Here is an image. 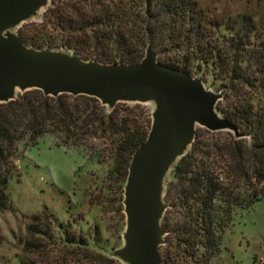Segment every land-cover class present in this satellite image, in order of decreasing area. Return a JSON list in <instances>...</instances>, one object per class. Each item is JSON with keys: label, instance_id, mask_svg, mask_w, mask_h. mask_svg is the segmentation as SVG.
Returning a JSON list of instances; mask_svg holds the SVG:
<instances>
[{"label": "trees", "instance_id": "1", "mask_svg": "<svg viewBox=\"0 0 264 264\" xmlns=\"http://www.w3.org/2000/svg\"><path fill=\"white\" fill-rule=\"evenodd\" d=\"M43 22L62 34L60 48L85 61L135 64L149 48L160 64L192 77L206 70L225 82L216 111L237 127L241 138L197 129L193 143L172 166L163 197L165 213L181 212L183 221L172 232L183 253L196 263L198 250L201 258L213 254L220 206L250 207L264 200V42L252 40L250 22L244 19L237 31L226 26L233 35L217 37L223 25L207 21L196 0H50ZM16 34L26 46L43 48L34 28ZM200 79L205 82V76ZM151 121L139 104L120 103L108 110L92 97L51 98L38 90L0 104V211L10 206L6 186L17 175L19 145L36 146L44 136L64 148L88 151L91 143L100 142L113 165L107 178L121 184L123 194L132 155L145 141ZM40 220L32 217L27 235L51 238ZM160 225L169 233L164 216ZM62 231L65 246L86 250L83 239Z\"/></svg>", "mask_w": 264, "mask_h": 264}, {"label": "rangeland", "instance_id": "2", "mask_svg": "<svg viewBox=\"0 0 264 264\" xmlns=\"http://www.w3.org/2000/svg\"><path fill=\"white\" fill-rule=\"evenodd\" d=\"M196 2L207 21L223 25L215 31L217 37L233 35L226 26L237 31L246 19L253 28L252 40L264 42V0ZM49 6L50 0L46 7L11 32L16 34L17 29L34 28L42 50L72 55L60 48L62 34L43 22ZM50 45L55 49L48 48ZM202 76H205L206 90L224 96L225 82L214 79L206 70L194 78ZM254 103L259 101L255 99ZM139 105L150 115L155 110L154 103ZM88 147L89 151L64 148L52 136L40 138L36 146L19 145L14 161L17 175L6 186L10 206L0 211V264H108L105 259L112 260L113 264H126L113 256L124 246L126 222L121 210L122 185L107 178L113 165L106 159L100 142L95 141ZM171 169L163 180V197L167 184L172 181ZM217 215V246L213 254L204 258H201L203 251L198 250L196 255L200 259L196 263L174 240L172 231L183 221L180 210L164 212L170 226L159 248L161 264H264V200L250 207L225 209L221 205ZM36 216L40 217L39 225L48 229L51 238L27 235V227L33 224L32 217ZM63 228L72 237L83 239L86 250L65 246Z\"/></svg>", "mask_w": 264, "mask_h": 264}, {"label": "water", "instance_id": "3", "mask_svg": "<svg viewBox=\"0 0 264 264\" xmlns=\"http://www.w3.org/2000/svg\"><path fill=\"white\" fill-rule=\"evenodd\" d=\"M47 3L0 0V104L31 90L51 98L92 97L108 110L120 103H154L148 135L128 167L122 200L124 246L113 256L126 264H161L159 248L165 231L160 222L167 209L163 202L167 172L193 143L196 127L211 133L227 131L237 139L241 136L216 111L221 94L206 90L201 79L160 64L149 48L138 63L103 64L26 46L11 29Z\"/></svg>", "mask_w": 264, "mask_h": 264}]
</instances>
